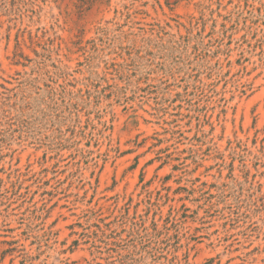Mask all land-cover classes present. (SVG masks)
I'll return each mask as SVG.
<instances>
[{
  "label": "rangeland",
  "instance_id": "obj_1",
  "mask_svg": "<svg viewBox=\"0 0 264 264\" xmlns=\"http://www.w3.org/2000/svg\"><path fill=\"white\" fill-rule=\"evenodd\" d=\"M0 264H264V0H0Z\"/></svg>",
  "mask_w": 264,
  "mask_h": 264
}]
</instances>
